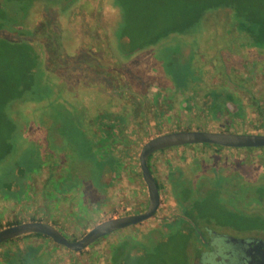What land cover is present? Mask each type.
Wrapping results in <instances>:
<instances>
[{
    "label": "rangeland",
    "instance_id": "374dc122",
    "mask_svg": "<svg viewBox=\"0 0 264 264\" xmlns=\"http://www.w3.org/2000/svg\"><path fill=\"white\" fill-rule=\"evenodd\" d=\"M60 1L64 3V0ZM77 1L71 8V12L75 13L74 18L60 17L55 9L44 11L48 21V26L44 28V36L55 40L53 45L57 44V59L54 61L53 55L47 56V66L50 69L58 66L66 68L67 89L65 88L58 101L53 99L52 104L62 110L66 109L69 117L77 120L80 114H83L82 118L85 119L86 111L91 112L88 125L97 116H102L104 110L109 111V107L114 112L124 109L131 115V127L118 132L121 139L116 140L113 145V148L121 153L119 176L111 178V174L104 171L93 185L86 175L87 171L83 170V175L78 178L79 189L72 190L67 195L68 200L57 204L55 193L59 174L57 170L63 164L67 167V163L59 162L53 170V177L48 167H43L42 171L30 177L28 192L26 191L23 200L14 201L9 198L0 200V228H6L7 223L15 219L30 222V219L35 217L44 223L54 225L61 234L73 241L79 240L92 227L108 219L146 210L148 196L140 176L138 156L142 146L150 139L179 131L221 133L228 125L227 119L224 118L218 117L219 120L215 121L207 114L204 105L194 109L186 106L185 95L166 87L165 84L170 82L168 79L161 80L162 77L157 75L154 80H150L155 74L148 69L155 66L156 71L160 69L164 71L159 61L164 63L166 57L170 59L173 57L178 59L177 62L184 63L195 54L196 48L203 42H206V45H203L200 51L204 57L206 54L208 56L214 54L210 47L213 40L218 39L216 34L208 33L203 37V32L193 31L169 34L166 38L157 37V33L165 25L169 26L175 21L176 24H180L184 13L182 2L184 0H81L79 3ZM188 7L187 5V9ZM221 16L219 20L228 22L226 14L223 13ZM209 24L211 25V22ZM216 26L218 32L222 26L221 24ZM39 30V33L44 32L42 29ZM149 40L157 42L154 46L144 45L140 48L141 43L145 44ZM49 49L51 50V47ZM238 53L240 54L238 57H241L240 51ZM245 57L249 64L248 72L243 74V77L249 91L248 95L243 91L238 92L242 112L238 115L240 110L237 107L230 108L232 125L229 130L237 134L264 135V129L260 127L262 121L251 101V97L259 101L264 110V52L249 53ZM114 58L122 65L116 66L112 61ZM74 91L77 92V96L74 95ZM20 109L38 122V117L32 114L34 109L31 106H21ZM48 116L49 110L46 108L43 119H48ZM48 124L50 125L49 121ZM53 126L54 124L45 131L53 132ZM108 126L107 123L101 126L102 137L105 136L104 132ZM95 143L92 145L93 148L101 154ZM164 153L165 156L159 154L154 157L156 165L161 166L168 162L174 166L189 164L194 160L193 168L198 174L203 173L202 167L206 162H217L218 158L226 163H239L247 157L249 159L244 161L247 164L264 163V150L249 155L241 151H218L194 145L168 149ZM76 163L81 167L86 164L82 159H77ZM164 171L166 167L162 166L156 173L157 178L160 179ZM257 178L256 175H250L246 179L245 187L242 185L237 187L238 193L232 197L233 200H237L235 204L228 203L231 201L228 194L218 197L208 191L207 198H215L218 202L213 203L220 204L224 209L233 208L235 214L244 215L247 205L252 204L242 201L249 190L246 187L251 186L255 189L256 186L252 185L256 184ZM214 183L215 178L211 185ZM197 185H200L199 182ZM162 204L171 206L167 201ZM83 209L88 211L84 218ZM162 216L163 213L158 212L156 218L143 223L139 228L141 230L156 228ZM128 233L133 231L116 233L79 254L62 248L53 249L51 262L109 264V246ZM29 244L41 245L45 251H50L54 246L42 239H20L17 245L22 249ZM6 247L0 249V253L10 249L9 246Z\"/></svg>",
    "mask_w": 264,
    "mask_h": 264
},
{
    "label": "trees",
    "instance_id": "16d2710c",
    "mask_svg": "<svg viewBox=\"0 0 264 264\" xmlns=\"http://www.w3.org/2000/svg\"><path fill=\"white\" fill-rule=\"evenodd\" d=\"M76 1L0 0V200H23L30 177L42 171L43 167H48L53 177V170L59 162L67 163V167L63 164L57 170V183L68 189L79 185L78 178L83 170L95 180L104 171L118 176L121 153L107 146L103 148V143L114 141L118 132L130 128L131 115L124 109L114 112L109 107V111L104 110L102 116H97L88 125L91 112L86 111L85 119L80 114L77 120L69 117L66 109L62 110L52 104L53 99L58 101L62 97L65 88L67 89V80L66 68L58 66L50 69L47 66V56L53 55L54 61L57 59V44L53 45L55 40L44 36V28L48 26L45 12L55 9L60 17L74 18L75 13L71 12V8ZM182 2L184 13L180 24L175 21L169 26L165 25L159 30L157 37L166 38L169 34L193 31L203 32V37L208 33L216 34L218 39L213 40L210 47L214 54H206L204 57L201 51L206 42H203L184 63L177 62L178 59L173 57H166L164 63L159 61L164 71H156L155 66L148 69L155 74L150 80H154L157 75L162 77L161 80L168 79L169 84H165L168 89L185 95L187 105L192 109L204 105L207 114L215 120L218 115L230 116V106L241 102L237 92L242 90L248 95L249 88L243 77L248 72L249 64L245 56L264 52V0ZM223 13L228 17V22L219 20ZM217 24L222 26L218 32L215 29ZM39 29L44 32L39 33ZM155 40L141 43L140 48L144 45L154 46L157 42ZM239 51L241 57H238ZM112 61L116 66L122 65L115 58ZM113 80L116 81L114 78ZM74 95L77 96L76 91ZM251 101L262 121L260 127L264 129V110L259 101L253 97ZM21 106H31L34 109L32 114L38 117V122L28 117L20 109ZM46 108L49 116L48 119H43ZM106 123L109 128L102 137L101 126ZM53 124V132L47 133L45 129ZM230 125L224 132H229L227 129ZM94 143L101 154L93 148ZM201 147L219 148L210 145ZM255 151L246 149L244 152L252 155ZM77 159L84 160L86 164L78 166ZM256 202L254 200L252 204ZM192 205L196 217L210 216L217 222L226 218L229 225L237 223L246 231L264 230V215H237L218 203ZM248 210L249 208L246 212ZM30 221L42 222L35 217ZM21 223L24 221L15 219L7 223V227ZM166 227V232L162 227L146 230L136 228L133 233L117 239L109 246V264H191L201 243L199 236L189 231L180 219ZM20 239L51 241L42 235H28L3 243L0 247L8 245L10 249L1 254V259L4 260L0 264H52L50 261L53 249L58 250V246H53L50 251H45L41 246L30 245L22 250H13Z\"/></svg>",
    "mask_w": 264,
    "mask_h": 264
},
{
    "label": "flooded vegetation",
    "instance_id": "af4514ba",
    "mask_svg": "<svg viewBox=\"0 0 264 264\" xmlns=\"http://www.w3.org/2000/svg\"><path fill=\"white\" fill-rule=\"evenodd\" d=\"M236 95H238V92ZM240 103L232 104L230 108L237 107L240 110L239 113H241L242 112V108H241L242 102ZM185 105L187 106V103H185ZM230 112H231L230 116L218 115V117L221 119L222 118L227 119L228 125L229 124L232 125V122L230 121L232 117L231 109H230ZM219 118H217L216 120L214 119V120L218 121ZM231 125L229 126V129ZM229 129H227L229 132L223 131L221 133H232ZM116 135L117 137L114 141L110 140L111 143L104 141L103 148H106L107 146L108 148L112 149L115 141L121 139V136H119V133H117ZM178 148H181V147H178ZM211 149L218 150V151L233 150L237 152L239 151L244 152L246 150V149H224L220 147L211 148ZM255 150L262 151V149H255ZM164 151L165 150L156 152L152 154L148 159V167L156 182L158 193H159V198H160V207L156 211L154 217H152L149 220L156 218L158 212H162L163 216L161 217L157 227H162V230L164 232L167 231V227H166L167 224L172 223L176 221L177 219H180L183 221L185 226H187L189 231L199 236L201 243L198 245L197 254L193 258L191 264H193V261L195 259H199V262L201 264H264V230L263 229L246 231L244 228L239 227L237 223L233 225H229L227 221L225 220L226 218H223L221 221L217 222L210 216L196 217V215L194 214L193 205H192L193 203L201 204V203L218 202L215 198H207L208 191L211 192L213 195H217L218 197H222L223 195L226 196L228 194L230 195L229 200H231L228 203L230 205L235 204L237 200H233L232 197L238 193L237 187L239 185L240 186L242 185L243 187H245L247 177L250 175H256L258 177L256 184L252 185V186H256L255 189H253L251 186L246 187L249 190L246 191L248 193L246 194V196H244L242 201L249 203V202H253L254 200H256L257 201L256 203L247 205V208H249V210L246 213L248 214L251 213L257 216L264 215V172H263L264 163H257V164H251V165L247 164L244 162L246 161L247 157L245 159L243 158L241 162L239 163H236V162L226 163V162H222L221 159L218 158L217 162H210V163L206 162L205 166L202 167L203 173L201 172V174H198L195 172L193 168L194 160L192 163H189V164L182 163V164H176L174 166L168 162L165 164H162L161 166L156 165L157 163L155 162V160L153 161L154 157H156L159 154H162L163 156H165ZM138 166H139V162H138ZM162 166L166 167V171H164V173L161 175V178L159 179L157 178L156 173L162 169ZM119 171H118V176H119ZM139 172H140V167H139ZM140 176H141V173H140ZM117 177H115L114 175H111V178H117ZM89 178L92 181L93 185H95L97 180H95L92 175ZM214 178H215V183L214 185H211ZM197 182H199L200 185H197ZM78 189H79V185H77V187L75 188L68 189L67 187L65 188V187L59 186L58 183H56L55 185V193H56V198H57L56 203L58 204L61 201L68 200L67 195L71 193L72 190L75 191ZM146 191H147V188H146ZM147 196H148V191H147ZM148 200H149V196H148ZM166 201L167 203L171 205L170 207L168 205L162 204L163 202H166ZM231 202H234V203H231ZM147 207H148V203H147ZM147 207H146V210H147ZM225 209L232 210L233 208L228 207ZM146 210L144 212H146ZM144 212H135V213L126 215L124 217L135 216V215L142 214ZM87 215H88V211L86 209H83L82 218L86 217ZM201 216L203 215L201 214ZM124 217H119V218H124ZM112 219H116V218H112ZM143 223L132 226V227H128L121 231H117L107 237H110L116 233H119L125 230L127 231L130 230V232H132L136 228H139V226L142 225ZM52 226L54 227V225ZM128 234H131V233H128ZM107 237H104L98 240L97 242L92 244L90 247L95 246L96 244H98V242L106 239ZM69 241H73V240H69ZM50 243L54 246H58V245H55L52 241H50ZM17 244L12 248L13 250L14 249L22 250L27 246L25 245L21 249L18 247ZM29 245L34 246V244L33 245L29 244ZM6 246L8 245H4L0 247V249H3ZM37 246H41V245H37ZM61 248L65 249L63 247L58 246V249H61ZM4 251L0 253V263L1 261L4 260V259H1V254ZM71 253H74V252H71ZM75 254H79V253H75Z\"/></svg>",
    "mask_w": 264,
    "mask_h": 264
},
{
    "label": "water",
    "instance_id": "95a60500",
    "mask_svg": "<svg viewBox=\"0 0 264 264\" xmlns=\"http://www.w3.org/2000/svg\"><path fill=\"white\" fill-rule=\"evenodd\" d=\"M191 145H210L224 149H264V135L179 131L150 139L142 146L138 157L141 177L146 185L149 196L146 212L135 216L109 219L101 222L76 241L67 240L52 225L43 222H24L1 229L0 245L28 235H42L49 238L55 245L74 253H81L104 237L151 219L160 207V198L156 182L148 167L149 157L162 150ZM193 264L201 263L199 259H195Z\"/></svg>",
    "mask_w": 264,
    "mask_h": 264
}]
</instances>
